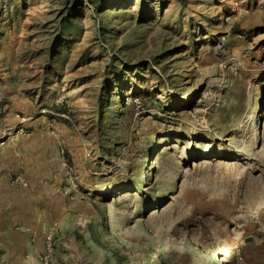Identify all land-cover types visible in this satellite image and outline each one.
Here are the masks:
<instances>
[{"label":"rangeland","instance_id":"rangeland-1","mask_svg":"<svg viewBox=\"0 0 264 264\" xmlns=\"http://www.w3.org/2000/svg\"><path fill=\"white\" fill-rule=\"evenodd\" d=\"M0 264H264V0H0Z\"/></svg>","mask_w":264,"mask_h":264},{"label":"bare ground","instance_id":"bare-ground-1","mask_svg":"<svg viewBox=\"0 0 264 264\" xmlns=\"http://www.w3.org/2000/svg\"><path fill=\"white\" fill-rule=\"evenodd\" d=\"M204 261H206L207 258H210V257H214V261H218V260H221V254L220 255H215L213 253V247H211L210 249H207L206 251H204ZM216 256V257H215Z\"/></svg>","mask_w":264,"mask_h":264},{"label":"crops","instance_id":"crops-1","mask_svg":"<svg viewBox=\"0 0 264 264\" xmlns=\"http://www.w3.org/2000/svg\"><path fill=\"white\" fill-rule=\"evenodd\" d=\"M57 221H58V218H57ZM60 224H61V225L63 224V221H62V220H60ZM63 226H64V225H63ZM63 226H62V227H63ZM63 228H64V227H63Z\"/></svg>","mask_w":264,"mask_h":264}]
</instances>
